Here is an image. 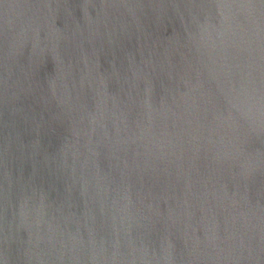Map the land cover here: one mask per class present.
<instances>
[{
	"label": "water",
	"instance_id": "obj_1",
	"mask_svg": "<svg viewBox=\"0 0 264 264\" xmlns=\"http://www.w3.org/2000/svg\"><path fill=\"white\" fill-rule=\"evenodd\" d=\"M0 264H264V0H0Z\"/></svg>",
	"mask_w": 264,
	"mask_h": 264
},
{
	"label": "clouds",
	"instance_id": "obj_2",
	"mask_svg": "<svg viewBox=\"0 0 264 264\" xmlns=\"http://www.w3.org/2000/svg\"><path fill=\"white\" fill-rule=\"evenodd\" d=\"M219 8H252L253 5H229V4H219L216 5Z\"/></svg>",
	"mask_w": 264,
	"mask_h": 264
}]
</instances>
